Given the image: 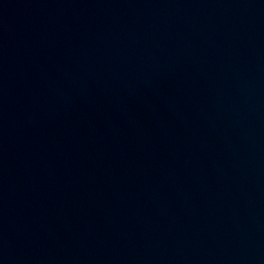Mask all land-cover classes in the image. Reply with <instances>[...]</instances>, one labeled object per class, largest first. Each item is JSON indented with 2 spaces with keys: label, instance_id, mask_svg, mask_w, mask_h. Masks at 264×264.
<instances>
[{
  "label": "water",
  "instance_id": "water-1",
  "mask_svg": "<svg viewBox=\"0 0 264 264\" xmlns=\"http://www.w3.org/2000/svg\"><path fill=\"white\" fill-rule=\"evenodd\" d=\"M0 264H264V0H0Z\"/></svg>",
  "mask_w": 264,
  "mask_h": 264
}]
</instances>
